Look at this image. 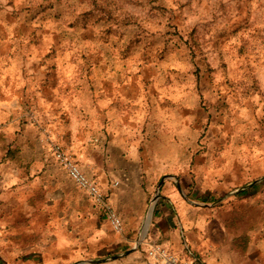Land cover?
<instances>
[{
    "label": "crops",
    "instance_id": "obj_1",
    "mask_svg": "<svg viewBox=\"0 0 264 264\" xmlns=\"http://www.w3.org/2000/svg\"><path fill=\"white\" fill-rule=\"evenodd\" d=\"M27 46L25 54H15L11 67L0 68V136L5 149L1 153H9L16 136L27 144L22 151L28 155V164L32 154L38 159L28 167L31 173L25 178L17 174L16 163H4L0 158V169L10 172L2 176L5 191L13 196L10 203L21 204V219H51L53 214L44 209L45 204L59 199L54 208L69 216L70 238L69 244L53 245L58 238L50 233L27 236L31 229L8 230L7 237L0 238V264H152L145 254L151 244L184 254L185 231L196 249L200 237L213 238L220 247L219 240L225 233L233 238L230 248H235V258L237 252L251 250L248 230L230 231L229 225L218 222L211 208L219 202L232 203L235 197L250 196L261 180L251 184L258 178L247 181L240 175L243 166L237 158L231 162L222 157L226 152L218 151V126L211 129L209 140L205 138L206 145H199L202 126L212 109L207 111L208 104L191 92L189 75L186 79V74L175 73L173 66L134 73L132 83L138 77L146 84V100L135 102L136 90L121 72L112 73L109 68L101 79L93 74L92 81L87 76L86 82H80L79 71H64L61 61L56 60L48 66L43 62L45 54L33 45ZM96 91L100 93L97 98ZM209 105L217 106L216 102ZM215 120L218 123V117ZM49 139L72 152L80 167L100 184L122 218L120 232L111 228L86 194L93 207L85 226H81L76 201L74 208L66 194L56 198L54 184L61 194L65 191L61 172L73 181L56 164L58 178L48 172V167L55 166L43 157L44 150L51 152ZM34 142L39 146L32 147ZM44 174L53 178L43 184L42 195H28L30 185ZM162 178L147 234L133 249L135 236L144 225L149 196L152 198ZM220 192L229 193L222 199L213 196ZM232 209L220 212L224 217L227 211L242 212ZM226 248L218 249L219 260L206 256L207 264H234Z\"/></svg>",
    "mask_w": 264,
    "mask_h": 264
},
{
    "label": "rangeland",
    "instance_id": "obj_2",
    "mask_svg": "<svg viewBox=\"0 0 264 264\" xmlns=\"http://www.w3.org/2000/svg\"><path fill=\"white\" fill-rule=\"evenodd\" d=\"M27 45L46 55L42 59L46 65L56 60L64 71H79L80 82H86L87 76L92 81L93 74L101 79L109 68L112 73L121 72L136 90L135 102L146 100V84L138 77L132 83V74L173 66L175 73L186 74V79L189 75L191 92L208 104L207 111L212 109L202 126L199 145L205 146V138L218 126V151L226 152L222 157L231 162L237 158L243 166L240 175L247 181L264 177V0H0V68L11 67L15 54H25ZM94 94L97 98L100 93ZM2 140L0 136L1 161L16 163L17 174L25 178L38 155L32 154L28 164V155L22 151L27 144L16 136L9 153L2 155ZM31 146L39 145L34 142ZM44 151L43 157L60 167L52 153ZM55 166L48 167L50 174L60 172ZM9 173L0 169V238L7 237L8 230L25 228L24 232L32 230L27 236L50 233L58 238L51 244H69V216L54 208L59 199L45 204L44 209L53 214L51 219H21V204L10 203L13 196L5 191L2 176ZM61 174L65 191L61 194L54 184L56 198L66 194L74 208L76 201L81 226H85L93 206L85 193ZM52 176L39 177L27 194L42 195L43 184ZM254 188L250 196L211 208L218 222L229 225L230 231L248 230L251 250L237 252L238 259L233 256L235 248H230L233 238L224 233L219 240L234 264H264V179ZM228 193L213 196L222 199ZM232 208L242 212L227 211V217L221 214ZM229 220L233 222L228 224ZM182 237L183 251L195 252L203 264L208 262L206 256L219 260L217 240L200 237L196 249L187 231Z\"/></svg>",
    "mask_w": 264,
    "mask_h": 264
},
{
    "label": "built area",
    "instance_id": "obj_3",
    "mask_svg": "<svg viewBox=\"0 0 264 264\" xmlns=\"http://www.w3.org/2000/svg\"><path fill=\"white\" fill-rule=\"evenodd\" d=\"M49 143L52 155L58 165L65 170L68 177L88 196L93 204L103 212L111 228L120 232L123 229L122 218L106 198L97 181L80 167L72 152L52 139H49ZM114 183L117 184V181ZM145 254L152 264H203L199 257L189 250L178 255L162 244H151L146 249Z\"/></svg>",
    "mask_w": 264,
    "mask_h": 264
},
{
    "label": "water",
    "instance_id": "obj_4",
    "mask_svg": "<svg viewBox=\"0 0 264 264\" xmlns=\"http://www.w3.org/2000/svg\"><path fill=\"white\" fill-rule=\"evenodd\" d=\"M264 179V177L258 179V180H255L254 182H252L251 184H254L260 180ZM163 178L160 180L159 184L156 186L155 188V191H154V194L151 198V200L149 201V205L148 207L146 208V214H145V218H144V225H143V228L141 230V233L139 234V236L137 237V242L135 243L134 248H136V246L138 245V243L143 240L147 234V231H148V227H149V223H150V218H151V215H152V212H153V209H154V206L156 204V201L157 199L159 198L160 196V188H161V185L163 183ZM250 184V185H251ZM246 186L242 187V188H239L236 192L238 191H241L242 189H244ZM148 215H149V219H148Z\"/></svg>",
    "mask_w": 264,
    "mask_h": 264
},
{
    "label": "bare ground",
    "instance_id": "obj_5",
    "mask_svg": "<svg viewBox=\"0 0 264 264\" xmlns=\"http://www.w3.org/2000/svg\"><path fill=\"white\" fill-rule=\"evenodd\" d=\"M148 219H149V215H148Z\"/></svg>",
    "mask_w": 264,
    "mask_h": 264
}]
</instances>
